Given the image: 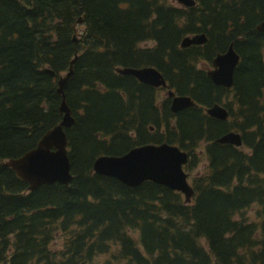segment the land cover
Masks as SVG:
<instances>
[{
    "label": "trees",
    "instance_id": "1",
    "mask_svg": "<svg viewBox=\"0 0 264 264\" xmlns=\"http://www.w3.org/2000/svg\"><path fill=\"white\" fill-rule=\"evenodd\" d=\"M192 1L0 0V264H264V0ZM199 34L203 45L180 47ZM231 43L226 89L198 64ZM76 55L64 88L72 181L29 191L6 163L61 122L57 80ZM145 67L196 105L173 114L163 90L115 72ZM214 105L226 120L206 115ZM231 132L242 147L216 142ZM164 143L188 154L190 204L93 173L100 156ZM201 144L207 165L191 177Z\"/></svg>",
    "mask_w": 264,
    "mask_h": 264
},
{
    "label": "water",
    "instance_id": "2",
    "mask_svg": "<svg viewBox=\"0 0 264 264\" xmlns=\"http://www.w3.org/2000/svg\"><path fill=\"white\" fill-rule=\"evenodd\" d=\"M173 1L184 8L195 5L192 0ZM81 23L82 21L79 19L78 24ZM256 30L264 32V21L256 27ZM205 42V35L199 34L182 39L180 47L201 46ZM76 59L77 55L69 63L67 73L57 80V94L61 97L59 106V113L62 115L61 122L48 131L39 140L35 148L6 163V166L11 168L21 181L28 184L29 191L56 183L68 186L72 181L65 129L73 126L75 120L71 116V110L65 101L64 88L73 75ZM239 59L231 43L224 53H218L212 60V69L206 73L208 78L216 86L231 88ZM43 72L53 78L56 77L47 68H43ZM115 72L121 76H131L140 84L154 89H165V96L170 100V110L173 114L196 105L191 98L177 96L172 90L167 89L165 79L155 68H116ZM205 112L209 117L218 120H226L228 117V112L218 105L207 108ZM216 142L237 148L242 146L241 137L235 132L224 135ZM187 160L188 155L185 152L176 146L164 143L136 147L120 157L100 156L94 161L92 170L96 175L114 178L130 188H136L144 182L164 186L182 194L185 204H189L194 193L187 181L188 177L183 171V166L186 165Z\"/></svg>",
    "mask_w": 264,
    "mask_h": 264
},
{
    "label": "rangeland",
    "instance_id": "3",
    "mask_svg": "<svg viewBox=\"0 0 264 264\" xmlns=\"http://www.w3.org/2000/svg\"><path fill=\"white\" fill-rule=\"evenodd\" d=\"M177 6H179V5L177 4ZM142 46L150 47V46H152V44L147 43V44H143ZM263 56H264V53H263ZM198 68H202L205 71H207L210 68V64H207L206 65V64H203V63H199L198 64ZM159 95H160V97H165L163 91L160 92ZM204 147H205V144H201L199 146V148L197 149L198 157H200L199 158V163H198L197 168L194 169L192 172L189 173L191 177H194V176H196L198 174H201V173H203L205 171V166L207 165V161H206V159L204 158V156L202 154V152L204 151ZM102 260H103V257L100 258V262H102Z\"/></svg>",
    "mask_w": 264,
    "mask_h": 264
},
{
    "label": "bare ground",
    "instance_id": "4",
    "mask_svg": "<svg viewBox=\"0 0 264 264\" xmlns=\"http://www.w3.org/2000/svg\"><path fill=\"white\" fill-rule=\"evenodd\" d=\"M237 54V53H236ZM238 55V54H237ZM239 56V55H238ZM240 58V57H239ZM239 61H240V59H239Z\"/></svg>",
    "mask_w": 264,
    "mask_h": 264
},
{
    "label": "flooded vegetation",
    "instance_id": "5",
    "mask_svg": "<svg viewBox=\"0 0 264 264\" xmlns=\"http://www.w3.org/2000/svg\"><path fill=\"white\" fill-rule=\"evenodd\" d=\"M164 92V91H163ZM165 93V92H164Z\"/></svg>",
    "mask_w": 264,
    "mask_h": 264
}]
</instances>
